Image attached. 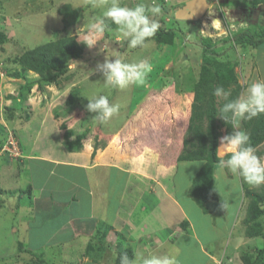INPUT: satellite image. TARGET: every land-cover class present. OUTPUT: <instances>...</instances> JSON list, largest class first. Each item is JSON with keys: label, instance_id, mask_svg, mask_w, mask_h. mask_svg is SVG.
Returning <instances> with one entry per match:
<instances>
[{"label": "rangeland", "instance_id": "374dc122", "mask_svg": "<svg viewBox=\"0 0 264 264\" xmlns=\"http://www.w3.org/2000/svg\"><path fill=\"white\" fill-rule=\"evenodd\" d=\"M188 1L155 0L161 8L155 17L160 27L143 47L132 49L110 21H106L105 32L97 38L96 45L89 48L82 43L86 31L82 28L84 24L91 17L100 15L112 0H0V264H115V249L124 244L119 233L110 235L111 231L106 229V236L104 232L103 236L99 235L101 240L98 245L94 244L95 248L89 246L86 250V245L82 250L69 247L77 253L82 251L68 254L71 261L61 253H41L39 250L32 255L28 253L32 251L29 248L34 237L43 240L38 235L41 230L28 236L26 229L32 216L27 202L31 176L26 163L31 150L53 154L67 149L79 153L86 143H97V149L104 150L110 143L106 137L112 136L117 140L114 148L127 152L132 158L143 152L149 153L148 157L157 155L165 166L177 165L173 162L183 139L189 138L185 130L192 101L196 92L208 86L202 80L206 68L212 72L223 69L228 78L234 77L242 87L240 95L251 82L264 81V53L233 41L242 31L256 36L264 31L263 23L258 24V20L253 24V19L246 15L247 8L253 9L248 1L210 0L205 18H192L183 13L178 17V10ZM139 2L151 5L153 0H119L122 6L130 7ZM65 5L79 11L75 24L68 29L60 13ZM215 20L221 22V29H212ZM203 31H213V34ZM158 33L168 35L160 38ZM65 37H75L80 45L79 54L69 61L65 74L55 83L23 70L19 61L25 52ZM116 54L125 62L146 60L152 65L145 86L115 89L104 84L101 74L93 70L105 57L112 58ZM233 88H236L235 84L231 86ZM161 91H168L165 103L150 101L152 93ZM98 95H107L110 103L121 105L118 114L103 124L93 120L95 113L85 109L87 99ZM147 99L149 102L145 107ZM217 101L221 99L217 98ZM169 107L174 110L172 120ZM138 109L139 114H136ZM178 114H183L184 122L176 119ZM239 130L245 131L243 121ZM220 133L221 137L225 136L226 128L220 129ZM220 138L218 156L226 159L229 153L219 148ZM13 146L18 148L20 156L15 157L10 152ZM195 168L201 169L197 163L191 170L196 172ZM214 176L215 193L220 200L205 204L208 210L205 214L197 200L190 196L192 181L187 184L190 188L186 193L188 198L184 199L182 188L187 172L180 171L176 181L178 195L196 223L200 238H185L183 233H187L185 229L189 224L177 215L180 227L175 226L176 221L172 219L175 233L170 238L177 248L171 254L175 255L177 264H244V255H251L256 264H264V215L257 221L260 234L256 237L246 236L248 226L245 223L249 203L245 192L247 189L262 191L264 185L250 186L227 168L222 169L219 163ZM2 183L7 186L4 191ZM50 183L57 185V178L51 179ZM200 223L206 227L214 225L215 230L208 228L212 232L205 235L209 241L203 235L205 231L199 227ZM41 233L48 234L46 230ZM92 240L91 237L90 243ZM146 240L152 242L149 238ZM161 240L164 239L158 241ZM153 244L157 245L156 240ZM168 245L173 244L162 243L159 247L167 253ZM129 249L133 256L138 254L136 247ZM141 249L139 253L150 254L146 248Z\"/></svg>", "mask_w": 264, "mask_h": 264}, {"label": "crops", "instance_id": "0c3cea01", "mask_svg": "<svg viewBox=\"0 0 264 264\" xmlns=\"http://www.w3.org/2000/svg\"><path fill=\"white\" fill-rule=\"evenodd\" d=\"M257 51L261 52L260 49ZM116 141V137L112 138L107 148L96 149V152L97 143H86L79 153L67 149L53 154L32 150L28 153L26 163L31 176V193L27 202L32 216L27 222V235L31 236L36 230L48 232L46 235L38 233L43 240L32 235L34 240L30 250L65 256L79 254L82 251L77 253L69 247L79 250L85 245L86 250L89 246L94 247L99 241L90 243L91 237L99 236V230L110 229V235L117 232L123 237L121 246L124 249L136 247V253H139L144 247L149 253L165 254L159 246L173 244L166 250L171 254L177 248L170 240L175 233L172 219L179 228L181 218L189 224L185 229L187 233H183L185 238H200L196 223L179 198L176 181L180 171L185 170L187 180L182 195L184 199L188 198L186 193L190 187L187 184L193 182L201 170L195 168V172L191 167L197 163L202 168L204 162L182 161L165 166L157 155L148 157L149 153L142 152L141 157L132 158L127 152L117 151V147L114 148ZM55 178L58 184L54 186L50 180ZM1 188L4 191L7 186L2 183ZM213 226L199 225L205 231L202 232L204 236L215 230ZM146 238L152 242H147ZM161 238L164 240L158 241ZM68 260L72 257L68 256Z\"/></svg>", "mask_w": 264, "mask_h": 264}, {"label": "trees", "instance_id": "16d2710c", "mask_svg": "<svg viewBox=\"0 0 264 264\" xmlns=\"http://www.w3.org/2000/svg\"><path fill=\"white\" fill-rule=\"evenodd\" d=\"M247 1L253 8L264 4V0ZM60 13L63 16L65 28L68 29L75 24V18L79 11L73 9L71 5H65L60 9ZM158 34L160 38H164L168 35L163 33ZM257 35L258 36L247 31H242L233 38V41L238 43V45H250L252 48L260 49L262 54L264 53V31ZM206 47L208 48L207 45ZM79 49L80 45L75 37L60 38L54 42L41 45L33 50L25 52L19 62L24 71L37 73L43 80L55 83L60 76L65 74L66 65L69 61L78 57ZM204 57L210 60L208 54L204 53ZM225 66L226 65H224V67ZM227 70L232 73L228 67ZM223 71V69H219L212 72L207 68L205 69L202 80L208 84V86H204L201 91H198L195 94L191 105L190 116L187 117L188 126L185 130L187 133L186 135H188L189 138L183 139L181 150L178 151L176 160L173 162V164H178L182 161L204 162V165L193 181L190 195L197 200L205 214L208 212V210L205 209V204L210 201L220 200L215 193L214 186L215 167L219 161L222 160L218 156V143L219 138L221 137L220 129L226 128V135L230 134L232 131L230 124H226L222 119L217 117L223 101H217V97L213 95V91L217 86H223L225 89H230L231 99L239 96L241 92L240 89L242 88L234 77L228 78L223 74ZM233 84L236 85V88L231 89ZM167 92L168 91L152 93L151 96H153V99L150 101L155 102L157 100L158 103H165L166 99L169 97ZM144 102L145 107L148 106L147 102H149V100L147 99ZM167 110L168 113H170L171 120L174 119V110L170 107ZM138 111L139 109L136 111V114H139ZM176 119L179 120V122L181 120L183 122L185 121L183 114H178ZM154 124H156V122ZM171 124L173 123L171 122ZM243 125L245 132L250 137L252 146L256 149L257 155L264 156V113L251 120H244ZM112 138V136L106 137L108 142ZM261 146L262 149L259 150ZM96 149L97 145L95 146V152ZM245 196L249 199L245 219V223L248 226L246 236L253 238L260 234L259 223H257V221L264 215V187L262 191L247 189ZM109 231L110 229H108V232ZM103 232L105 237L107 233L105 230H99L98 234L103 236ZM100 236H95L92 239L94 241H99L101 240ZM119 247H116L117 249H115V264H120L119 256L123 254H127L130 258L133 257V251L131 249H123L121 246ZM28 253H30V255H32V253L35 254L34 251H29ZM242 259L244 264H256L251 255H244Z\"/></svg>", "mask_w": 264, "mask_h": 264}, {"label": "clouds", "instance_id": "9594fccd", "mask_svg": "<svg viewBox=\"0 0 264 264\" xmlns=\"http://www.w3.org/2000/svg\"><path fill=\"white\" fill-rule=\"evenodd\" d=\"M208 3L210 5L209 0ZM160 12L161 8L155 0L151 5L139 2L131 7L122 6L119 0H112L100 15L91 17L87 24H84L82 28L86 31L82 43L89 48L96 45L97 38L105 32L106 21H110L116 26V31L127 40L129 48L143 47L160 27L159 21L155 18ZM202 18H205V15ZM214 28L221 29L219 20L213 21L212 29ZM205 33L212 35L213 31ZM93 71L101 74L106 86L126 89L132 85L145 86L152 65L146 60L125 62L116 54L112 58L105 57L102 63L98 62ZM213 95L223 101L217 117L230 124L232 129L230 134L220 138L219 148L230 154L228 158L219 161L220 167L227 168L250 186L264 185V156L257 155L249 135L239 130L241 121L251 120L264 113V81L251 82L244 93L236 98L230 99L231 90L223 86L215 87ZM87 100L86 111L95 113L92 119L101 124L107 123L118 114L121 107L120 104L110 103L107 95H98ZM119 261L120 264H177L175 255L170 253L148 255L138 253L132 258L123 254L119 256Z\"/></svg>", "mask_w": 264, "mask_h": 264}, {"label": "water", "instance_id": "95a60500", "mask_svg": "<svg viewBox=\"0 0 264 264\" xmlns=\"http://www.w3.org/2000/svg\"><path fill=\"white\" fill-rule=\"evenodd\" d=\"M209 6L208 0H190L185 3L183 8L178 10L177 15L178 17H182L180 14L183 13L184 16L189 14L190 16L188 17L196 18L198 16V18H202L208 11ZM262 11H264V6H259L254 10L253 15L255 20H258ZM252 23L255 24V21Z\"/></svg>", "mask_w": 264, "mask_h": 264}, {"label": "flooded vegetation", "instance_id": "af4514ba", "mask_svg": "<svg viewBox=\"0 0 264 264\" xmlns=\"http://www.w3.org/2000/svg\"><path fill=\"white\" fill-rule=\"evenodd\" d=\"M210 1V0H209ZM226 1H229V0H226ZM258 7H256L255 9H257ZM248 10L247 11H245V13H247L246 15L252 20L253 19V21H255V19H254V8L253 9H251V8H247ZM244 15V14H243ZM249 18H247V20L248 21H251ZM258 20H259V22H258ZM258 20H256L257 22H258V24H264V11L263 12H261V14H260V17H259V19ZM252 22V21H251Z\"/></svg>", "mask_w": 264, "mask_h": 264}, {"label": "built area", "instance_id": "2783aa9c", "mask_svg": "<svg viewBox=\"0 0 264 264\" xmlns=\"http://www.w3.org/2000/svg\"><path fill=\"white\" fill-rule=\"evenodd\" d=\"M14 147V146H13ZM5 149H7V147L5 148ZM9 151V150H8ZM15 157H18V156H20V154H19V152H18V148H16V147H14L13 148V151H10Z\"/></svg>", "mask_w": 264, "mask_h": 264}, {"label": "bare ground", "instance_id": "6f19581e", "mask_svg": "<svg viewBox=\"0 0 264 264\" xmlns=\"http://www.w3.org/2000/svg\"><path fill=\"white\" fill-rule=\"evenodd\" d=\"M198 17V16H197Z\"/></svg>", "mask_w": 264, "mask_h": 264}]
</instances>
